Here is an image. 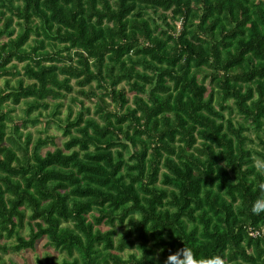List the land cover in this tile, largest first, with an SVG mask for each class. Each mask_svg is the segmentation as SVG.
<instances>
[{"label": "trees", "instance_id": "16d2710c", "mask_svg": "<svg viewBox=\"0 0 264 264\" xmlns=\"http://www.w3.org/2000/svg\"><path fill=\"white\" fill-rule=\"evenodd\" d=\"M1 78L0 264H264V0H0Z\"/></svg>", "mask_w": 264, "mask_h": 264}, {"label": "rangeland", "instance_id": "374dc122", "mask_svg": "<svg viewBox=\"0 0 264 264\" xmlns=\"http://www.w3.org/2000/svg\"><path fill=\"white\" fill-rule=\"evenodd\" d=\"M16 27V29H18L17 25H14ZM7 38L4 37L1 40L5 41ZM35 39V36H32V41L33 42ZM13 63H17L18 65V69L23 70V66L24 63H19L16 60L13 61ZM17 77L13 76L11 78V84L15 85V83L17 82ZM26 81H28L27 78H25ZM0 84L3 85L4 84V79L1 78L0 80ZM124 86V84L122 85ZM65 105L62 108V112H61V117H64L67 113V106L69 105V103L71 102L70 100V95L68 97L65 98ZM88 105H90L91 101L87 100L86 101ZM55 102L51 103V106H55L54 105ZM31 105L30 103H25L22 102L19 106L15 107V112H14V116H18L20 118H24L26 115V110L29 108L28 106ZM74 110H79V106L74 105ZM38 115V110L34 109L31 117H36ZM38 117V116H37ZM39 121L36 123H28L27 126L23 128V130H28L31 131V133L34 136V139L37 136H54L56 138L55 143L51 142L48 144V146L46 148H55L57 145H62L63 141L66 139V137L64 136L63 132H62V128L59 126V117H51L49 115H47L46 113L42 116L39 117ZM25 121L22 120V123H24ZM21 123V124H22ZM10 126H12V123L10 124ZM46 148H44L46 150ZM43 149V150H44ZM24 232H27V229H24ZM1 241V240H0ZM47 241V239H43L39 242L36 251H21L19 253L15 252L13 249L8 250L7 253H4V257L7 260V264H12L11 261L13 260V262H17V264H40L39 262V258L41 260H45L46 255H50L54 258V260L56 261H60L63 256H65V254H61L60 251L56 250L53 246H46L45 242ZM1 242H6V240H2ZM9 243V245L13 244L15 242V238L10 239L9 241H7Z\"/></svg>", "mask_w": 264, "mask_h": 264}, {"label": "clouds", "instance_id": "9594fccd", "mask_svg": "<svg viewBox=\"0 0 264 264\" xmlns=\"http://www.w3.org/2000/svg\"><path fill=\"white\" fill-rule=\"evenodd\" d=\"M255 167L259 174L257 181V195L250 205V212L256 216L264 214V159H256ZM193 254L185 245L176 252L170 254L164 261V264H193ZM214 264H220L219 260Z\"/></svg>", "mask_w": 264, "mask_h": 264}, {"label": "built area", "instance_id": "2783aa9c", "mask_svg": "<svg viewBox=\"0 0 264 264\" xmlns=\"http://www.w3.org/2000/svg\"><path fill=\"white\" fill-rule=\"evenodd\" d=\"M250 235L252 236V237H261V236H263L264 237V226L263 227H261V228H257V229H252L251 231H250Z\"/></svg>", "mask_w": 264, "mask_h": 264}]
</instances>
